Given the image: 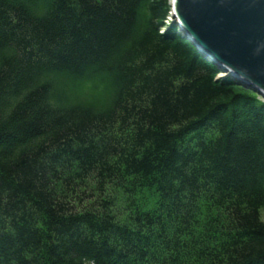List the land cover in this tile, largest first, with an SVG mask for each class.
<instances>
[{"label": "trees", "instance_id": "trees-1", "mask_svg": "<svg viewBox=\"0 0 264 264\" xmlns=\"http://www.w3.org/2000/svg\"><path fill=\"white\" fill-rule=\"evenodd\" d=\"M169 13L0 0V264H264V100Z\"/></svg>", "mask_w": 264, "mask_h": 264}, {"label": "water", "instance_id": "water-1", "mask_svg": "<svg viewBox=\"0 0 264 264\" xmlns=\"http://www.w3.org/2000/svg\"><path fill=\"white\" fill-rule=\"evenodd\" d=\"M182 37L239 84L264 97V0H174Z\"/></svg>", "mask_w": 264, "mask_h": 264}, {"label": "rangeland", "instance_id": "rangeland-1", "mask_svg": "<svg viewBox=\"0 0 264 264\" xmlns=\"http://www.w3.org/2000/svg\"><path fill=\"white\" fill-rule=\"evenodd\" d=\"M170 25V24H169ZM146 198H148L149 199V202H152V196H150L149 194H147V197ZM143 204V203H142ZM122 205L124 206L125 205V203H120V206L122 207ZM142 208L143 209H145V210H147V208L143 205L142 206ZM261 219H262V221L264 222V210H261Z\"/></svg>", "mask_w": 264, "mask_h": 264}, {"label": "bare ground", "instance_id": "bare-ground-1", "mask_svg": "<svg viewBox=\"0 0 264 264\" xmlns=\"http://www.w3.org/2000/svg\"><path fill=\"white\" fill-rule=\"evenodd\" d=\"M172 4H173V6H174V4H175L174 0L172 1Z\"/></svg>", "mask_w": 264, "mask_h": 264}]
</instances>
